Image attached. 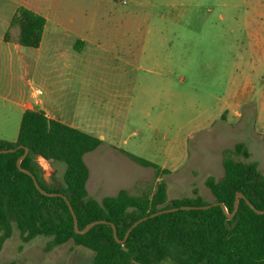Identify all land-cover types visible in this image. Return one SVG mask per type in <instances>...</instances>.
<instances>
[{"label":"rangeland","instance_id":"1","mask_svg":"<svg viewBox=\"0 0 264 264\" xmlns=\"http://www.w3.org/2000/svg\"><path fill=\"white\" fill-rule=\"evenodd\" d=\"M170 2L181 0H0V139H17V102L43 108L50 96L103 139L86 160L114 190L156 186L154 168L123 149L171 170L170 199L196 188L213 201L206 178L224 176L223 151L238 142L264 172V0ZM21 5L48 17L39 47L17 41ZM39 161L63 183L64 161ZM12 220L0 264H94L73 240L49 251L48 236L25 241Z\"/></svg>","mask_w":264,"mask_h":264},{"label":"trees","instance_id":"2","mask_svg":"<svg viewBox=\"0 0 264 264\" xmlns=\"http://www.w3.org/2000/svg\"><path fill=\"white\" fill-rule=\"evenodd\" d=\"M47 19L27 6L18 7L11 25L19 29L17 41L28 47H39ZM9 40V36H4ZM103 139L81 128L49 117L42 109H26L21 117L17 139H0V244L11 237L15 224L24 240L36 236L50 237L45 250L73 240L76 245L94 251V264H264V213H258L245 198H240L237 214L229 218L220 202L229 212L235 207L237 192H242L258 209H264V172L251 156L244 142L223 151L224 176L220 179L208 175L206 186L214 196L207 201L198 190L194 196L169 198L164 174L171 170L125 151L143 166L155 170L156 186L139 194L121 189L116 195L101 200L89 194L87 182L90 169L86 153L95 150ZM49 192H60L68 197L78 217L80 229L96 220L85 233H78L74 217L66 199L61 195L43 194L32 176ZM39 157L62 160L66 163L63 183L55 187L40 179L43 166ZM210 208H179L150 217L139 223L125 239L130 226L141 217L160 209L188 205H207ZM112 223L117 227L120 242L114 235Z\"/></svg>","mask_w":264,"mask_h":264},{"label":"water","instance_id":"3","mask_svg":"<svg viewBox=\"0 0 264 264\" xmlns=\"http://www.w3.org/2000/svg\"><path fill=\"white\" fill-rule=\"evenodd\" d=\"M14 149H4V150H0L1 151H4V152H7V151H13ZM29 153V147H25V152L23 155H21L18 160H17V165L18 167L23 171V172H26L28 174H30L36 184V186L39 188V190L43 193V194H47V195H61L63 196L70 209H71V212L73 214V217H74V226H75V229L78 233H85L87 232L90 228H92L95 224H98V223H107L106 220H96V221H93L91 223H89L84 229H80L79 228V225H78V217L74 211V208L72 206V204L70 203L69 199L67 196H65L63 193H60V192H49L47 190H45L39 183V180H38V177L35 173H33L30 169H27L25 167L22 166V160L25 158V156ZM40 179L47 183L48 185H51V183H53V186L55 187H58L60 186L59 183L56 182L53 174L51 175H47L45 173H41L40 174ZM240 198H245L247 200V202L249 203V205L254 208L258 213H264V209H258L256 208V206L245 196L244 193L242 192H237V195H236V199H235V207H234V210L232 212H229L227 207H226V204L224 202H220L221 206L223 207L226 215L231 219L233 218L236 214H237V211L239 209V205H240ZM216 204H219V202H212L210 204H207V205H188V206H182V207H173V208H169V209H160L154 213H151L149 215H146L144 217H141L140 219L136 220L131 226L130 228L128 229L127 233H126V236H125V239L128 237L129 233L139 224L141 223L142 221L150 218V217H154V216H157L159 214H162L164 212H168V211H172V210H177L179 208H189V209H205V208H210L211 206L213 205H216ZM112 226H113V230H114V235L116 237V239L120 242H124L125 239L123 240H120L118 238V234H117V227L114 223H112Z\"/></svg>","mask_w":264,"mask_h":264},{"label":"crops","instance_id":"4","mask_svg":"<svg viewBox=\"0 0 264 264\" xmlns=\"http://www.w3.org/2000/svg\"><path fill=\"white\" fill-rule=\"evenodd\" d=\"M188 1H191V0H181L180 3H177V2H170V3H167L166 5L172 9H175L179 4L182 5V7H185L186 5V2ZM32 9V8H31ZM34 10V9H33ZM36 11V10H35ZM38 12V11H37ZM40 13V12H39ZM45 16V15H44ZM46 17V16H45ZM47 21H48V17H46ZM47 24V22H46ZM45 28H46V25H45ZM45 31V29H44ZM44 35V33H43ZM79 40V39H78ZM78 40L76 41V43L78 42ZM42 43V41H41ZM41 45V44H40ZM38 103L42 104L43 105V108H37L32 102H30L29 100L25 99V98H22L20 102H17V106L18 107H21L22 109V114L23 112L26 110V109H42L46 112V114L51 117V118H54V119H58L62 122H65L69 125H72V126H75V127H78V128H81L83 129L82 125L84 124V122H80L81 124H77L76 122V117L77 116H74V118H71L72 120H68V118H66V115H65V111L63 110V106L61 104H57V103H54L55 101H53L50 96L48 97H45L43 99H40L39 101H37ZM48 107V108H47ZM50 109V110H49ZM51 110H54V111H58L59 114H54L52 112H50ZM22 117V116H21ZM85 130V129H84ZM87 131V130H86ZM101 138V137H100ZM15 141V140H14ZM103 144V143H102ZM101 144V145H102ZM99 148V147H97ZM95 149L96 151L99 150V149ZM95 150H92L90 152H96ZM123 149L122 151L124 153H126L125 151H128V150H125ZM89 153V152H88ZM85 155V161L87 163V160H86V156L87 154ZM101 154V153H99ZM127 154V153H126ZM128 155V154H127ZM129 156V155H128ZM131 158V157H130ZM39 159L41 160H44L46 162H50V164H52L53 166L56 167L55 165V161H51V160H46L44 159L43 157H39ZM134 160V159H133ZM88 164V163H87ZM89 166V165H88ZM90 169V167H89ZM54 174V173H52ZM54 176V175H53ZM55 178V177H54ZM56 180V179H55ZM93 181H94V184H93ZM140 181V179H137V178H134L132 180V183H131V186L130 188H125V189H128L131 193H134L132 192V188L135 186V184ZM60 184V183H59ZM61 185V184H60ZM87 189H88V192L90 195H92L93 197H95L96 199L98 200H101L103 197L105 196H108V195H116L121 189L123 188H119L118 190H114V187H112L109 183H107V181L101 179V178H97V177H92L91 176V170H90V176H89V179H88V182H87ZM145 191V190H144ZM143 192V191H142ZM134 194H139V193H134Z\"/></svg>","mask_w":264,"mask_h":264},{"label":"built area","instance_id":"5","mask_svg":"<svg viewBox=\"0 0 264 264\" xmlns=\"http://www.w3.org/2000/svg\"><path fill=\"white\" fill-rule=\"evenodd\" d=\"M128 2V0H123V3H127Z\"/></svg>","mask_w":264,"mask_h":264}]
</instances>
